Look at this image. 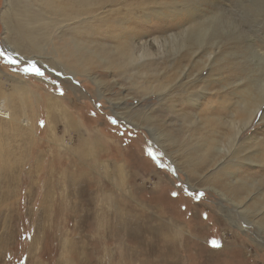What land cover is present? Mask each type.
Returning a JSON list of instances; mask_svg holds the SVG:
<instances>
[{"label": "rangeland", "instance_id": "1", "mask_svg": "<svg viewBox=\"0 0 264 264\" xmlns=\"http://www.w3.org/2000/svg\"><path fill=\"white\" fill-rule=\"evenodd\" d=\"M6 1L0 0V14ZM142 1L118 0L115 7L123 16L131 4ZM146 1L150 2L146 9L156 7L154 0ZM164 1L170 4V0ZM20 2L29 5L36 22L53 17L51 7L43 0ZM224 3L233 12L242 9L239 17L235 15L240 18V28L250 30L249 34L240 33L239 53L236 51L240 65L245 61L241 53L252 57L253 50L246 51L245 47L256 46L259 54L264 52V0ZM142 7L133 10L139 17ZM126 16L125 25L129 26L143 19ZM165 18L143 20L139 31L166 36L174 26L167 22L171 21L168 18L166 25ZM107 23L102 26L116 27L114 22ZM4 36L0 18L2 79L11 75L29 86L22 88V96L7 81L0 80V264H264V234L258 226L241 222L240 229L226 217L255 216L254 212L239 215L218 193L198 183V178L191 180L182 162L183 149L178 154L165 155L145 129L133 128L112 112L115 105L111 101H115L122 111L132 112L138 123L152 113V125L164 119L175 134L172 135L184 138L186 124L193 120L187 119L184 124L175 118L182 114L185 99L175 97L159 104L156 93L143 92L126 75L93 66L92 72L106 84L104 95L99 97L97 87L85 74L71 76L70 80L57 67L51 69L46 57L40 58L45 62L26 58L10 62L2 50L6 47L2 44ZM106 43L118 45L112 37ZM100 55L114 58L106 50H100ZM33 64L42 75L25 71ZM235 71L237 78L244 79L241 69ZM216 85L211 82L209 88ZM247 85L249 80L245 78L239 88ZM202 90L199 83L189 92L197 94ZM205 91L209 94L201 104L216 94ZM225 98L239 101L237 95ZM188 104L186 101L184 114L191 109L192 113L198 111ZM165 107L174 110V118L160 111ZM261 114L262 111L256 114L242 139L250 135L264 137ZM227 115L228 111L224 112ZM157 126L165 130L161 123ZM173 146L172 150H176ZM170 158L179 163L178 167ZM256 174L264 175V170L258 169ZM259 187L254 194L264 191V184Z\"/></svg>", "mask_w": 264, "mask_h": 264}, {"label": "bare ground", "instance_id": "2", "mask_svg": "<svg viewBox=\"0 0 264 264\" xmlns=\"http://www.w3.org/2000/svg\"><path fill=\"white\" fill-rule=\"evenodd\" d=\"M117 1L43 0V4L51 7L53 17L49 21L36 22L35 16L29 12V5L26 7L20 4V0H7L0 14L5 32L2 44L6 47L1 48L6 54H3L14 62V58L31 60L46 57L50 60L48 62L51 69L57 67L61 74L70 76V80L71 76L85 74L97 87L99 97L104 95L105 82L92 72L93 66L126 75L127 79L136 83L143 92L156 93L159 104L175 97L181 101L185 99L182 101V114L176 115L175 118H180L184 124L187 119L193 120L191 123L187 122L184 138H179V135L175 137L168 129L169 122L164 119L157 120V124L161 123L165 130H159L156 122L152 125V113V116L146 114L144 121L138 123L139 121L134 120L132 112L122 111L115 101H109L115 105L112 108L114 115L125 120L133 128L145 129L165 155L172 156L183 149L185 152L181 157L182 162L187 167L191 180L198 178V183L203 184L205 189L218 193L220 199L232 205L239 215L244 212L255 214L238 216L237 219L226 216L229 221L236 223L240 229L241 222L251 226L256 224L264 234V191H260L258 196L253 193L255 189L260 188V184H264V175L256 174L258 169L264 170V137L250 135L242 139L243 133L253 123L258 112L262 111L260 119L264 120V52L259 54L256 46L245 47L248 48L246 51L253 50L252 57L241 53V58L244 55L242 59L245 61L238 64L239 56L236 51L239 53L240 33L249 34L250 31L245 32L240 28L238 13L242 9L233 12L224 0H170L172 7L164 0H154L156 7L150 10L146 9L150 2L143 0L131 4V8L123 11L125 15L122 16L119 15V8L115 7L118 5H115ZM136 6H144L140 9L143 11L142 17L133 11ZM107 7L109 9L106 10ZM165 10L168 13L164 12ZM38 13L42 14V17L45 16L41 11ZM126 15L136 20L143 19L141 23L129 26L125 25ZM124 16L126 17L123 18ZM159 17L171 19L163 20L164 23L167 21L174 26L169 34H141L139 30L143 27V20ZM106 21L114 22L116 27L102 26ZM115 30L119 32L115 34ZM77 34L80 36L77 37ZM98 37H101V42H98ZM111 37L118 45L106 43ZM60 42H66L68 45H59ZM100 50H106V53L114 58H105L100 55ZM47 60L40 59L39 62ZM236 69L245 73L244 79L248 78L249 85L239 88L244 79H239L240 76L237 78ZM2 73L0 70V80L7 81L16 94L23 96L22 88L29 85L21 78L12 79L11 75L2 79ZM211 82L217 84L212 89L209 88ZM199 83L204 90L197 94L190 93L191 86H197ZM205 90H213L216 94L206 98L201 104L202 99L209 94ZM226 95H237L239 101L225 98ZM186 101L190 108L195 107L198 111L192 113L191 109L189 114H184L187 109ZM231 107H234L233 111L230 110ZM160 111L175 117L172 114L174 110L169 107L161 108ZM227 111L228 115L225 117L224 112ZM173 145L176 150H172ZM166 146H170V149ZM170 160L178 167L179 163L175 159ZM245 166L250 169L244 171ZM204 172L207 174L202 175ZM260 240L261 238L259 242ZM261 243H264V240H261Z\"/></svg>", "mask_w": 264, "mask_h": 264}, {"label": "snow or ice", "instance_id": "3", "mask_svg": "<svg viewBox=\"0 0 264 264\" xmlns=\"http://www.w3.org/2000/svg\"><path fill=\"white\" fill-rule=\"evenodd\" d=\"M10 62H12V61L10 60ZM25 71H33L37 75H42L43 74V73L40 72V70L38 68H36V66L34 64L31 66V68H26ZM150 155H151V153H150ZM173 195H176V193H173ZM214 244H215V242H214ZM215 246L219 247L218 244H215Z\"/></svg>", "mask_w": 264, "mask_h": 264}]
</instances>
